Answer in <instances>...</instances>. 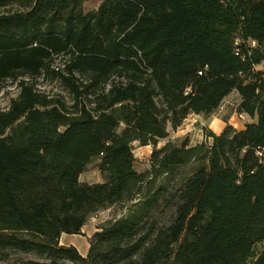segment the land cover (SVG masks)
Returning a JSON list of instances; mask_svg holds the SVG:
<instances>
[{"label": "trees", "instance_id": "trees-1", "mask_svg": "<svg viewBox=\"0 0 264 264\" xmlns=\"http://www.w3.org/2000/svg\"><path fill=\"white\" fill-rule=\"evenodd\" d=\"M9 0H0V7ZM27 0L0 14V264H264V0ZM68 107L36 90L54 56ZM234 92L255 121L155 148ZM97 162L102 182L81 176ZM101 223L87 256L61 235ZM21 254L37 259L16 258Z\"/></svg>", "mask_w": 264, "mask_h": 264}, {"label": "rangeland", "instance_id": "rangeland-1", "mask_svg": "<svg viewBox=\"0 0 264 264\" xmlns=\"http://www.w3.org/2000/svg\"><path fill=\"white\" fill-rule=\"evenodd\" d=\"M27 0H9L6 5L0 7V14H6L10 12L20 11L26 9ZM100 4L98 0H92L85 3V11H91L96 9ZM69 58L66 55H56L54 56V61L52 63L51 69L49 72L42 73L39 77L31 80L34 82L36 86V90L42 94L47 95L51 99L61 100L64 102L68 107H71L74 104V99L68 89H66L65 85L62 83L61 79L55 78L52 75V70L55 72H64L65 66L68 63ZM264 68V65L262 66ZM20 93L19 81L14 80H7L0 84V110H7L11 104V100L17 98ZM240 103V96L237 92H234L226 100L223 102L221 107L218 110V119L221 121L220 124L228 121L229 124H234L240 128V126H244L246 123H249L250 118L248 116L247 121L241 120L238 117L237 107ZM209 119L207 116H203L199 118L195 125L192 132L189 133H182V132H173L168 138L162 139L157 142L156 145H147V146H140L139 143L134 144V153L136 156V168L139 171H146L149 168V159L151 156L152 151L155 148H161L167 141H175L179 142L185 135H190V140L194 144L196 142H200L203 140V134L205 131L203 130V123ZM212 119V118H211ZM210 119V120H211ZM209 120V121H210ZM183 127H186L184 125ZM222 127V126H221ZM213 130L218 131L220 130L219 127L214 124L212 126ZM186 129V128H185ZM180 131V130H179ZM81 180L87 183H98L103 181V177L101 173L97 169V162L92 163L88 170L82 175ZM127 208L122 205H118L109 209H104L99 211L95 214L90 220L88 221L86 228L82 232V235L76 234H63V244L70 245L72 244L75 246L80 253H87L89 248V238L93 235L96 227L104 223L108 220L119 218L123 214H125ZM16 258L22 259H37L35 255H27L21 254L16 256Z\"/></svg>", "mask_w": 264, "mask_h": 264}, {"label": "crops", "instance_id": "crops-1", "mask_svg": "<svg viewBox=\"0 0 264 264\" xmlns=\"http://www.w3.org/2000/svg\"><path fill=\"white\" fill-rule=\"evenodd\" d=\"M218 111L214 114V115H211L210 117H208L209 119H206V121L203 123V125L202 126H205L206 128H208V129H211L213 132H215V133H217V134H219V133H221L222 131H223V129H224V127L226 126V122H224L223 124L221 123L220 124V120L218 119ZM201 117H203V115H197V114H190L189 115V117L184 121V124L182 125V127L178 130V131H173V132H177V133H179V132H182V133H189V132H192L193 131V129L195 128L194 126H186V127H183L184 125H186L189 121H192V122H194V121H197L199 118H201ZM212 118V119H211ZM248 118V117H247ZM249 118H250V121L249 122H252V121H255V119H253V118H251L250 116H249ZM211 119V120H210ZM210 120V121H209ZM214 124H216L218 127H219V129L220 130H218V131H215V130H213V128H212V126L214 125ZM231 125H234V124H231ZM222 126V127H221ZM245 127V125L244 126H240V128H238V129H242V128H244ZM186 128V129H185ZM234 128H237L236 126H234ZM185 136H189V138H190V135H185ZM184 136V137H185ZM203 140H205V134H203ZM202 140V141H203ZM201 142V141H200ZM196 143H199V142H196ZM196 143H194V144H196ZM82 177V176H81ZM84 228H86V227H84ZM84 228H83V231H84ZM96 231H98V228L96 227V229H95V231H94V233L96 232ZM93 233V234H94ZM62 238H63V234L61 235V238H60V242H61V244H63V240H62ZM89 242V241H88ZM64 245H66V244H64ZM70 245H72V244H70ZM69 246V245H68ZM73 246V245H72ZM89 247H90V245H89ZM88 251H89V248H88ZM88 251H87V253H88ZM80 252V251H79ZM87 253H81L82 255H86L87 256Z\"/></svg>", "mask_w": 264, "mask_h": 264}, {"label": "built area", "instance_id": "built-area-1", "mask_svg": "<svg viewBox=\"0 0 264 264\" xmlns=\"http://www.w3.org/2000/svg\"><path fill=\"white\" fill-rule=\"evenodd\" d=\"M238 117L241 119V120H244L245 122L247 121V117H248V114H245V113H238L237 114ZM196 123V121L192 122V121H189L186 126H194Z\"/></svg>", "mask_w": 264, "mask_h": 264}]
</instances>
